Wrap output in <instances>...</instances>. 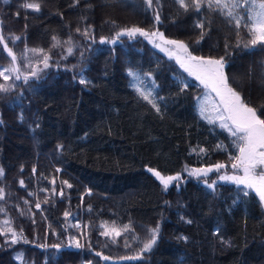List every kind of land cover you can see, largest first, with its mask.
<instances>
[{"label": "trees", "instance_id": "obj_1", "mask_svg": "<svg viewBox=\"0 0 264 264\" xmlns=\"http://www.w3.org/2000/svg\"><path fill=\"white\" fill-rule=\"evenodd\" d=\"M131 25H157L193 53L223 57L229 85L264 119V45L245 47L247 30L206 0L199 11L176 0H0V35L22 73L0 77L12 85L0 92V228L18 234L15 244L10 232L0 235V264H264V208L254 190L195 178L165 190L145 169L229 163L239 151L201 115L203 87L174 59L139 35L97 40ZM26 48L43 49L49 66L32 52L38 60L23 65ZM132 84L151 91L159 112ZM105 223L131 230L114 243L101 234ZM157 225L155 245L141 251Z\"/></svg>", "mask_w": 264, "mask_h": 264}, {"label": "snow or ice", "instance_id": "obj_2", "mask_svg": "<svg viewBox=\"0 0 264 264\" xmlns=\"http://www.w3.org/2000/svg\"><path fill=\"white\" fill-rule=\"evenodd\" d=\"M176 2L187 11L190 7H194L197 11L201 9L205 0H176ZM146 3L151 6L152 0H146ZM206 3L209 8H212L215 11H219L223 16L228 18L230 23H234L237 29L241 27L247 30L248 35L251 37L248 44H245V47L264 45V0H206ZM26 9H31L34 11H40V4L27 2L22 5ZM157 21H159V15L156 16ZM200 28H203V23H198L197 25ZM79 32L80 29L78 28ZM88 32L85 30L84 35H87ZM137 34L144 36L151 40L152 37L159 36L165 44L174 45L176 49L182 53L178 55L177 61L180 63L181 68H183L190 76H194L196 80L208 90L209 93H214L215 97L218 99L212 102L211 111L215 113V120L211 117L205 116L210 123H215L219 121V126L222 129H226L232 137L235 138L234 143L238 148L239 155L235 156L234 162L231 167L234 170L241 171L242 175H228L224 174L219 177L222 181L234 182L236 185H242L245 189L254 190L259 199L264 202V119H261L257 115V110L254 107L249 106L241 97L240 93L235 91L228 83V77L224 72L225 60L223 57L219 59L215 58H205L202 56H194L188 51V47L182 41L177 40H164L163 33L152 32L151 34L139 27L123 29L120 32H117L116 39L112 41H106L104 38L101 39V43L110 42L115 43L122 35H127L129 38L135 37ZM21 37L14 36L12 37L13 41L20 40ZM56 38L53 37V40ZM57 43H59L57 41ZM0 44H2L3 51H6L7 56L10 57V64L5 67L0 65V77L4 81H8L12 76L16 80H20L22 73L19 64H17L18 57L13 52L11 48L8 47V43L5 42V37L0 35ZM54 47L56 45H53ZM156 47H161L159 44ZM161 51L168 52V55L171 57L174 53L168 51L166 48H161ZM32 52L34 54H40L43 56L42 63L45 68H47L48 60L50 57L44 52L43 49H25V52L21 56L27 59V53ZM68 53H72V48H68ZM30 76H36L37 72L35 70L29 73ZM29 75H24L23 79L27 82ZM129 75L135 79H139L136 76V73L129 70ZM81 84L87 83L84 79L80 80ZM139 95L148 103L152 105L153 108L159 112V107L151 99V91H145L144 89L138 87L136 84L131 85ZM12 85L0 84V92H7L10 90ZM187 87V85H185ZM162 99V98H161ZM207 99V95L205 97ZM208 109L202 105L201 115L204 116L205 112ZM203 151V149H201ZM226 167L223 163H217L213 167L209 168H195L186 171H189V174L192 176L200 177L207 176V174L214 169L219 171ZM150 172L160 180L163 184L165 190H167L169 184L173 181L180 180V175L176 176H163L160 172L155 171L154 169H149ZM3 175V169L0 168V176ZM23 185V181H20ZM67 184V181L64 182ZM207 183V181H205ZM216 181H213L212 184H209L208 187H214ZM71 187V185H68ZM247 195V192H245ZM4 199V190L0 188V200ZM37 208L40 207L39 204L36 205ZM4 209L0 208V212H3ZM64 215L67 217L70 215L68 212H65ZM5 226L10 225V221L5 220ZM190 223V221H189ZM73 227H79V225H73ZM104 231L101 233L104 236L112 238V241L116 242V237L121 236L122 233L130 231L129 225H124L122 228H117L114 224L108 226L107 223L103 224ZM10 232L11 242L13 244L18 242V234L10 226L5 228H0V235H4ZM151 237L144 243V247L141 251H149L155 245L157 237L159 234V225L155 228L150 229ZM22 239L23 237H19ZM135 238V237H134ZM27 242V241H25ZM125 246H129L127 241ZM58 247V246H57ZM76 247H82L77 241ZM97 255H102L97 253ZM19 258V257H18ZM105 260L110 259L109 257H102ZM138 257H121V259H137Z\"/></svg>", "mask_w": 264, "mask_h": 264}, {"label": "rangeland", "instance_id": "obj_3", "mask_svg": "<svg viewBox=\"0 0 264 264\" xmlns=\"http://www.w3.org/2000/svg\"><path fill=\"white\" fill-rule=\"evenodd\" d=\"M157 21V19H156ZM133 27H139V28H142L144 29L145 31L149 32L150 34L152 32H157V33H163V31L158 28V26L156 25L155 27L151 28V29H145L141 26H136V25H131V26H127V27H123V28H119L117 29L112 35L110 36H100V37H97V40L99 42H101V39L104 38L106 41H112L114 39H116V34L117 32H120L122 31L123 29H127V28H133ZM139 35V34H137ZM136 35V36H137ZM122 36H127V35H122ZM121 36V37H122ZM141 36V35H139ZM120 37V38H121ZM143 37L146 41H148L155 49H157L158 51L164 53L167 57L169 58H172L174 59L177 63V56L178 55H182L181 52H179L176 47L174 45H170V44H165L164 41L159 37V36H155V37H152L151 40L148 39V38H145L144 36H141ZM119 38V39H120ZM163 38L164 40H177V41H182L180 39H173V38H169L167 37L164 33H163ZM118 39V40H119ZM116 40V42L118 41ZM184 44L185 42L182 41ZM104 43H108V44H114V43H110V42H104ZM159 44L161 47H156V45ZM161 48H166L168 49V51L170 52H173L174 54L170 57L168 55V52H165V51H161ZM188 51L194 55V56H202V55H199V54H196V53H193L191 52L189 49ZM202 57H205V58H215V59H219V57H209V56H202ZM38 60V57L34 56V55H27V59L24 58V62L25 64L23 65H26V67H29L31 64L35 63L36 61ZM226 62V61H225ZM179 66H180V63H178ZM226 64V63H225ZM25 67V66H24ZM181 67V66H180ZM183 69V68H182ZM184 70V69H183ZM186 72V71H185ZM224 72L226 74V71H225V68H224ZM187 73V72H186ZM188 74V73H187ZM193 77L194 79H196L194 76H191ZM198 81V80H197ZM199 82V81H198ZM200 83V82H199ZM203 87V86H202ZM207 95V99H205ZM218 98L215 97V94L214 93H209L208 90L204 89L203 87V91L202 93L199 95V98H198V108H199V111L201 112V107L202 105L205 106L208 110L205 112L204 116H207V117H211L213 120H215V113H213L211 111V107H212V102L213 101H216ZM250 106V105H249ZM216 123H220L219 121H215ZM234 161L232 162H229V163H226V162H223V161H216V162H211V163H208V164H204V165H190V164H185L180 170L176 171V172H172V173H166V172H163V171H160L159 169H157L156 167H153V166H150V165H145V169L149 171V169H154L155 171H158L161 173V175L163 176H176L177 174L180 175V180L178 181H173L172 183H177V184H180L181 182H183L185 179L187 178H195V179H198L200 180L201 182H203L204 184H212L213 181H216L217 182H230V181H222L219 179V177L221 175H224V174H228V175H233V174H237V175H242L243 173L241 171H237V170H234L232 169L231 165ZM217 163H223L226 165V167L224 169H220L219 171H216L215 169L211 172H209L207 174V176H200L199 178L196 177V176H192L189 174V171H186V169L188 170H191V169H195V168H209V167H213L214 165H216ZM150 172V171H149ZM153 174V172H151ZM154 175V174H153ZM155 176V175H154ZM156 177V176H155ZM157 178V177H156ZM158 179V178H157ZM159 180V179H158ZM205 181H207V183H205ZM160 182V180H159ZM161 183V182H160ZM215 183V184H216ZM230 183H234V182H230ZM162 184V183H161ZM235 184V183H234ZM163 185V184H162ZM170 185V184H169ZM215 186V185H214ZM256 193V192H255ZM257 194V193H256ZM258 196V195H257ZM259 197V196H258ZM260 203L262 205V207L264 208V202H262L260 200Z\"/></svg>", "mask_w": 264, "mask_h": 264}]
</instances>
